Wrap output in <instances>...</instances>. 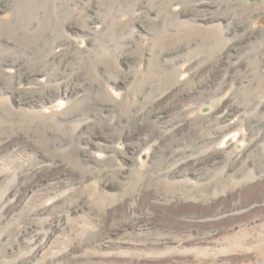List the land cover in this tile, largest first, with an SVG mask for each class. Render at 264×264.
<instances>
[{
  "label": "rangeland",
  "instance_id": "rangeland-1",
  "mask_svg": "<svg viewBox=\"0 0 264 264\" xmlns=\"http://www.w3.org/2000/svg\"><path fill=\"white\" fill-rule=\"evenodd\" d=\"M0 264H264V0H0Z\"/></svg>",
  "mask_w": 264,
  "mask_h": 264
}]
</instances>
